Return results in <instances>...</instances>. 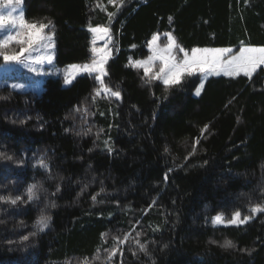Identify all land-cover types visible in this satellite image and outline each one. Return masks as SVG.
Returning <instances> with one entry per match:
<instances>
[{
  "label": "trees",
  "instance_id": "trees-1",
  "mask_svg": "<svg viewBox=\"0 0 264 264\" xmlns=\"http://www.w3.org/2000/svg\"><path fill=\"white\" fill-rule=\"evenodd\" d=\"M22 7L27 21L53 22L54 65L88 62L89 27H110L105 83L121 99L93 101L98 84L88 74L68 85L49 76L39 92L0 84V196L22 198L0 200V264H82L85 257L91 264H264V212L250 211L264 206V66L251 79L208 76L198 97V75L166 91L126 67L148 53L157 32L172 31L188 50L264 46V0H23ZM32 184L38 200L28 202ZM50 203L57 205L44 211L50 227L23 241ZM236 211L252 219L239 227L211 222ZM125 233L120 256L109 258ZM225 239L236 247H221Z\"/></svg>",
  "mask_w": 264,
  "mask_h": 264
},
{
  "label": "snow or ice",
  "instance_id": "snow-or-ice-1",
  "mask_svg": "<svg viewBox=\"0 0 264 264\" xmlns=\"http://www.w3.org/2000/svg\"><path fill=\"white\" fill-rule=\"evenodd\" d=\"M110 4H116L117 0H108ZM247 2V0H245ZM123 0H120V4ZM23 0H0V30L7 29V34L0 38V59L3 61L4 66L11 64L22 66L28 69L31 73L37 75H45L43 70V64L46 62L51 65L53 63V53L56 47L55 44V29L53 22L48 20L47 23H35L28 22L25 17V12L22 8ZM115 13H108L109 24L115 19ZM171 20L172 18L169 17ZM90 33H92L91 40V53L92 59L90 63L83 64H71L64 72V84H70L79 74L93 75L95 82L99 87L93 90L94 95L93 101L97 97L103 95H110L116 100L121 99V91L113 90L111 87L106 85L105 78L109 76L107 65L112 53L114 51L113 35L110 27L101 26H90ZM167 38V43L162 47L158 44L161 39L159 32L153 33L150 39H147L146 46L149 51V55L143 59H132L129 58L126 67L133 69L142 70L143 76L141 80L145 84H151L152 82H161L165 87V90L181 85L186 77H192L196 73H200L201 79L198 86L195 87L194 94L198 97L201 95L202 89L205 87V81L208 76H218L223 74L225 77H237L241 74L252 78L253 74L257 72L258 68L264 66V46H246L241 44L239 51L234 52L231 47H219V48H199L192 47L190 50L182 47L174 36L172 31L165 32L163 34ZM102 42V46H97V42ZM18 45V50L11 49V45ZM135 49L136 45L130 46ZM33 53H39L33 55ZM182 54V55H181ZM158 62V70L155 69L154 65ZM0 84H6V81L0 82ZM26 87L24 84L14 83L11 85L13 90H23ZM79 110V109H78ZM85 111H87L85 109ZM101 116L104 113H100ZM208 125L205 124L204 128L201 129V136H203ZM91 129H89V132ZM103 132V129L100 130ZM87 134V133H85ZM99 136V133H97ZM198 142V141H197ZM108 141H105L107 144ZM196 148V144H193V151ZM112 151L111 148L108 149ZM165 152H168V148L165 147ZM191 153L189 154V156ZM4 153H0V157H3ZM11 159V157H7ZM188 157H185L187 160ZM42 167L47 165L42 164ZM172 169H169L171 172ZM165 181H167L168 173H165ZM39 185L32 184L27 188V199L28 202L38 200L37 190ZM57 187V191H59ZM103 192V189H101ZM21 196L15 198L0 196V200H10L15 205L17 201H21ZM92 200L95 202L97 196L94 195ZM55 203L46 204L44 209H41V214L34 222L35 231L29 233L27 236L22 237L23 241L29 239L30 236H35L39 233L45 232L51 224L52 217L45 215L44 211L46 208H56ZM151 208V205H149ZM253 216L257 213L264 212V207L254 206L250 209ZM252 219L251 216H243L241 213L236 211L231 219L227 220V225L242 226L247 224ZM2 223V222H0ZM213 225L224 223V219L221 215H217L212 220ZM139 224V221H137ZM136 225H133L135 228ZM140 234L137 233V236ZM105 236L101 233V238ZM120 245H124L130 239V233H125L123 239L114 238ZM135 243L139 246L141 251L146 250V246L137 239ZM215 243V241H213ZM223 248H235L236 245L233 241L225 239L222 245ZM99 251V249H97ZM117 249L113 248L109 253V257L116 253ZM82 264H91V261L87 257L84 258Z\"/></svg>",
  "mask_w": 264,
  "mask_h": 264
},
{
  "label": "rangeland",
  "instance_id": "rangeland-1",
  "mask_svg": "<svg viewBox=\"0 0 264 264\" xmlns=\"http://www.w3.org/2000/svg\"><path fill=\"white\" fill-rule=\"evenodd\" d=\"M28 22L32 23V21H28ZM33 22H35V21H33ZM35 23H40V22L36 21ZM43 23H45V22H43ZM7 31H8L7 29L0 30V38H2L4 35H6ZM163 34L164 33L161 34V39L158 41V44L161 47L167 43V38ZM97 46L98 47L102 46V42L98 41ZM246 46H250V45H246ZM18 48H19V46L15 45V44L10 46V50L11 49L18 50ZM199 48H205V47H199ZM207 48H219V47H207ZM232 49L234 52L239 51V48H237V49L232 48ZM37 54H39V53H33V55H37ZM149 54L150 53L148 51V53L145 56H143L139 59L146 58ZM91 59H92V57H91ZM91 59L88 62H83V63H90ZM83 63H77V64H83ZM69 65H71V64L61 65V66L56 65V64L54 65V61L51 65H49L45 62L43 64V70L46 74L45 75H37L36 73H31L28 71V69L23 68L22 66H19V65L11 64L8 66H4L2 59H0V82L6 81V84H8L10 86L14 83L24 84V85H26V87L23 90H33L35 92H39L42 89V83H43V80L45 78L52 76V75H54V76L62 75L64 78V72L67 70ZM154 67L156 70H158V62H156ZM195 75H198L199 78L201 79L202 74L196 73ZM199 83H200V81H199ZM97 87H99V85ZM5 173H8L7 169H5ZM214 217L215 216L212 217L211 222H212ZM223 219H224V223H221L219 225H227L226 222H227V220L231 219V217L230 218H224L223 217ZM115 248L117 249L116 253L120 256V252H121L120 249L122 248V245H117V246H115ZM114 256L115 255H113L111 257H114ZM111 257H109V258H111Z\"/></svg>",
  "mask_w": 264,
  "mask_h": 264
}]
</instances>
